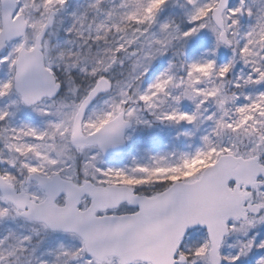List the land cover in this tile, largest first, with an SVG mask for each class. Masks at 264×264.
<instances>
[{"label": "snow or ice", "instance_id": "snow-or-ice-1", "mask_svg": "<svg viewBox=\"0 0 264 264\" xmlns=\"http://www.w3.org/2000/svg\"><path fill=\"white\" fill-rule=\"evenodd\" d=\"M0 264H264V0H0Z\"/></svg>", "mask_w": 264, "mask_h": 264}, {"label": "rangeland", "instance_id": "rangeland-1", "mask_svg": "<svg viewBox=\"0 0 264 264\" xmlns=\"http://www.w3.org/2000/svg\"><path fill=\"white\" fill-rule=\"evenodd\" d=\"M80 3H84V0H79ZM109 5L106 4L105 7ZM175 11L174 9L172 10ZM225 53L221 54V59ZM164 64V59L156 62L152 71L158 70ZM184 107H189L184 105ZM177 129L172 127H167L164 125L156 124L151 129H138L133 135L134 139L132 142V149L135 150L136 147L148 148L153 151L162 150L167 145L170 150L173 147H182L184 141L181 139L179 141L173 140Z\"/></svg>", "mask_w": 264, "mask_h": 264}]
</instances>
